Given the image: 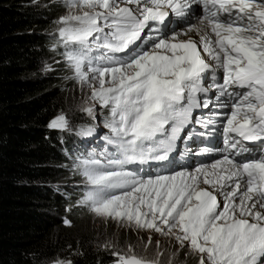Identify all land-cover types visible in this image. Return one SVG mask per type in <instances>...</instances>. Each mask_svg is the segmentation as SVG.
Instances as JSON below:
<instances>
[{
	"label": "snow or ice",
	"instance_id": "6c2138e0",
	"mask_svg": "<svg viewBox=\"0 0 264 264\" xmlns=\"http://www.w3.org/2000/svg\"><path fill=\"white\" fill-rule=\"evenodd\" d=\"M63 6L57 32L70 78L108 111L103 150L73 165L87 189L78 204L120 227L174 239L199 264H264V0H63ZM213 89L229 110L223 127L229 154L192 172L128 168L172 163L176 141L194 109L209 106ZM81 111L94 116L91 105ZM48 127L71 130L64 113ZM94 133L90 125L77 131ZM141 243L142 253L131 243L120 249L106 241L104 248L113 249L115 264H162L161 242L154 257L146 254L152 235Z\"/></svg>",
	"mask_w": 264,
	"mask_h": 264
},
{
	"label": "trees",
	"instance_id": "16d2710c",
	"mask_svg": "<svg viewBox=\"0 0 264 264\" xmlns=\"http://www.w3.org/2000/svg\"><path fill=\"white\" fill-rule=\"evenodd\" d=\"M62 0H0V264H115L76 202L83 187L73 138L48 127L67 107L68 87L47 59L63 55ZM76 140V139H74ZM70 220L71 226L64 223Z\"/></svg>",
	"mask_w": 264,
	"mask_h": 264
},
{
	"label": "rangeland",
	"instance_id": "374dc122",
	"mask_svg": "<svg viewBox=\"0 0 264 264\" xmlns=\"http://www.w3.org/2000/svg\"><path fill=\"white\" fill-rule=\"evenodd\" d=\"M63 1V0H62ZM65 14V11L62 15ZM61 15V16H62ZM59 25L56 24V33ZM186 27V26H185ZM184 27H180L177 30L179 31ZM59 36V35H58ZM56 71V73L60 74L64 78V82L68 87V95H67V107L64 114L69 120V130H63L66 132L67 136L73 138L70 142L71 149H74L79 152V157L84 158L87 157L90 153H100L103 150V146L99 145V142L95 143V139H92L96 136V134L102 131L104 134L108 132V129L104 127L105 119L108 116V111L105 108H102L99 103H94L88 100L90 95V90L87 87L81 88L77 81L73 78L74 73L71 68L68 67L66 59L64 55H54L47 59V63L42 70V72H51ZM87 102V103H86ZM93 106L94 116H89L86 112L81 111V108L86 106ZM93 126L95 128L94 135L84 136L77 135L78 129L82 126ZM76 139V140H74ZM210 161L194 163L189 165L188 167L178 169L176 171H188L192 172L197 167L201 165H206ZM131 170H136L135 167L128 166ZM147 169H150L146 166ZM81 181H71L68 182L67 185L60 184V188L58 189L61 193H66L65 187L69 188L72 186L83 187L81 193H79L78 197H76V202L80 201L87 189L85 184ZM80 205V204H79ZM82 206V205H80ZM87 211L86 223L90 225L91 231H95L94 240L97 244L104 247L106 241H112L114 244H118L120 249H125L127 244L131 243L138 253L143 252V243H141L142 238H146L148 234L152 235L153 243L147 249V255L149 257L155 256L156 245L155 241L159 240L161 242V249L165 250L164 255L161 257L162 264H167L169 257L172 256L173 252H176L175 257L172 259V264H199V257L193 254L187 247L180 248L179 244L173 239L169 240L167 237L161 236L158 233H145V232H135L132 229L124 228L118 226V224L113 220L105 221L104 218L96 216L94 213L89 211L87 206H84ZM179 249V251H177ZM113 251V249H108ZM114 256V255H113ZM115 259L117 257L114 256ZM57 259L70 261L67 257H59ZM56 259V260H57ZM49 264H52L49 263Z\"/></svg>",
	"mask_w": 264,
	"mask_h": 264
},
{
	"label": "bare ground",
	"instance_id": "6f19581e",
	"mask_svg": "<svg viewBox=\"0 0 264 264\" xmlns=\"http://www.w3.org/2000/svg\"><path fill=\"white\" fill-rule=\"evenodd\" d=\"M193 7V10H197V7H195V5H192ZM193 22H195L194 20H193ZM179 31H181V32H183L184 31V28H182V29H180ZM190 35H192L193 36V38L194 39H198V37L196 36V34L195 33H191ZM219 159H222V157L221 158H215V159H211L210 160V162L208 163V164H206V165H211L212 163H214L216 160H219ZM200 167V166H199ZM198 168V167H197ZM203 186V185H202ZM218 199H219V197H218Z\"/></svg>",
	"mask_w": 264,
	"mask_h": 264
}]
</instances>
